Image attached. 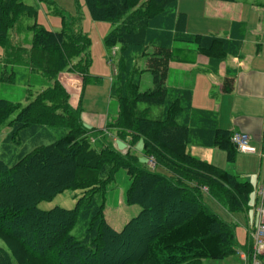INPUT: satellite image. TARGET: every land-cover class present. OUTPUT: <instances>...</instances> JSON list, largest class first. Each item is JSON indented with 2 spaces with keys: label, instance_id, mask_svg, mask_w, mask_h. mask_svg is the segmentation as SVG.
Returning <instances> with one entry per match:
<instances>
[{
  "label": "trees",
  "instance_id": "16d2710c",
  "mask_svg": "<svg viewBox=\"0 0 264 264\" xmlns=\"http://www.w3.org/2000/svg\"><path fill=\"white\" fill-rule=\"evenodd\" d=\"M23 1L0 0V84L22 82L27 93L23 107L0 97V127L8 128L0 142V239L6 246L0 264H196L233 253L234 224L212 212L203 194L228 212L243 211L251 184L186 150L191 142L217 146L232 161V132L218 128L211 112L193 109L189 90L166 85L174 41L194 43L209 58H220L229 43L185 33L177 0H83L92 20L113 25L104 43L119 46L109 88L118 115L106 127L130 147L141 141L142 156L153 159L150 168L130 147L121 153L107 142L92 143L96 129L81 120L79 104L71 106L57 79L66 70L84 84L88 39L64 23L59 31L23 23L36 13ZM20 31L31 33L28 45L13 38ZM143 57L153 86L140 92L135 61ZM30 74L46 86L32 92ZM231 88L225 78L222 91ZM119 169L130 179L125 203L140 210L117 231L103 209ZM66 189L81 191L73 208L38 207Z\"/></svg>",
  "mask_w": 264,
  "mask_h": 264
},
{
  "label": "crops",
  "instance_id": "0c3cea01",
  "mask_svg": "<svg viewBox=\"0 0 264 264\" xmlns=\"http://www.w3.org/2000/svg\"><path fill=\"white\" fill-rule=\"evenodd\" d=\"M174 10L183 16L185 33L220 38L229 43L224 55L209 58L199 52L194 43L174 41L166 85L189 90L192 108L211 112L218 128L229 132H244L250 137L254 153L235 151L232 161H228L225 150L217 146L192 142L203 146L201 150L206 157L202 160L228 169L226 171L239 180L251 184L246 210L228 212L219 204L227 213H244L243 249L248 240L247 230L255 223L257 189L264 187V156L261 154L264 150V0H177ZM16 33L13 32V38L29 44L31 36L28 40L24 32ZM225 78L232 81L229 92L222 91ZM76 79L72 74L61 81L73 107L79 104L84 85L81 78L80 82ZM70 94L73 95L71 98ZM80 109L81 120L88 121L89 118ZM90 122L94 124L91 127H102L100 123L96 125L95 120ZM113 139L119 151H126L130 147L128 142L117 136H113ZM117 141L127 147H119Z\"/></svg>",
  "mask_w": 264,
  "mask_h": 264
},
{
  "label": "rangeland",
  "instance_id": "374dc122",
  "mask_svg": "<svg viewBox=\"0 0 264 264\" xmlns=\"http://www.w3.org/2000/svg\"><path fill=\"white\" fill-rule=\"evenodd\" d=\"M23 2L27 5L33 6L36 11L33 19L22 18L24 21L23 23L31 24L35 21L36 24L52 31H59L64 23L71 29L80 30L87 37V53L90 59V64L84 85L82 86L79 106L82 108L83 113L89 118L87 119L88 121H84L86 125L90 127L94 125L90 120H95L96 122L94 123L96 125L99 123V125L102 124L101 128H95L96 134L91 138L92 143L96 146H103V143L105 144V142H107V144L115 149L116 146L114 145L113 136L117 135V130L112 127H106V124L110 121H114L118 115L116 101L109 97V86L111 83L110 79L113 77V74L116 71L115 68L118 64L119 46H108L103 41V37L108 33L109 27L111 26L112 29L113 25L107 21L92 20L83 0H24ZM24 34L29 40L31 33L25 31ZM135 62L137 68L141 70V75L139 77V91L144 92L151 89L153 86V76L149 71L144 70L145 58H137ZM1 69L2 66L0 62V72ZM69 73L71 72L64 70L57 74V79L61 85H63L61 81H65L66 77L71 76L72 74H74L77 77L76 80L80 82V75L77 73ZM27 80L31 85L29 88L32 92L40 90L46 86V80L38 74H30ZM79 82L76 84L79 85ZM72 96L73 95L70 94V98ZM0 97L8 99L13 103H20V106L23 107L27 102L26 86H24L22 82L15 84L2 82L0 84ZM17 112L18 110L11 114L7 121L12 119ZM7 129L6 124L0 127V142ZM56 137H58V134L55 135V138ZM49 141L51 140H47V142ZM117 144L119 147L123 146L120 141H117ZM202 147L203 146L191 142L186 145V150L189 154L196 156L197 158L205 159L206 154L201 150L204 149ZM130 148L138 156L141 162L145 161V163H147L140 152L141 141L137 142ZM120 152L124 153L125 151ZM150 164H147V166L150 167ZM160 170L165 172L163 169ZM129 183L130 179L127 173L123 169H119L105 191L103 216L110 226L117 231H120L125 223L132 217L136 216L140 210L135 204L130 205L125 203V191L127 190ZM80 192L81 191L77 189L63 190L49 200L40 201L38 207L43 210H49L55 206L71 209L75 206L78 197L81 195ZM203 201L209 209L220 218L226 222L234 224V233L238 247L233 253L224 258H201L196 264H244V261L239 256V253L242 251L241 246H244L245 244L244 213H227L206 193L203 194ZM248 215L251 216V213H248ZM238 218L240 221H238ZM0 247L4 249L6 248L1 239Z\"/></svg>",
  "mask_w": 264,
  "mask_h": 264
},
{
  "label": "built area",
  "instance_id": "2783aa9c",
  "mask_svg": "<svg viewBox=\"0 0 264 264\" xmlns=\"http://www.w3.org/2000/svg\"><path fill=\"white\" fill-rule=\"evenodd\" d=\"M230 142L236 151L243 153H254V148L250 145V137L244 132H232ZM264 156V150L261 152ZM151 163V164H150ZM148 164L153 167L154 162L150 157ZM205 189V188H204ZM258 203L255 208L254 226L247 230L249 239V248L242 249L239 253L244 264H262L261 258H264V187L257 189Z\"/></svg>",
  "mask_w": 264,
  "mask_h": 264
},
{
  "label": "bare ground",
  "instance_id": "6f19581e",
  "mask_svg": "<svg viewBox=\"0 0 264 264\" xmlns=\"http://www.w3.org/2000/svg\"><path fill=\"white\" fill-rule=\"evenodd\" d=\"M132 1V0H131ZM135 3V2H134ZM126 42V41H125ZM156 83V82H155ZM152 95V94H151ZM82 189V188H81ZM94 207V206H93ZM84 242V241H83ZM85 243V242H84ZM88 243V242H87Z\"/></svg>",
  "mask_w": 264,
  "mask_h": 264
}]
</instances>
